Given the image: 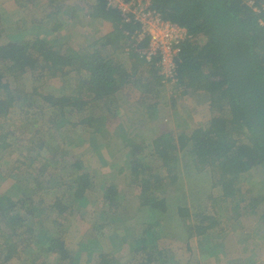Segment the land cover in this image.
I'll list each match as a JSON object with an SVG mask.
<instances>
[{"label": "trees", "instance_id": "trees-1", "mask_svg": "<svg viewBox=\"0 0 264 264\" xmlns=\"http://www.w3.org/2000/svg\"><path fill=\"white\" fill-rule=\"evenodd\" d=\"M261 1L258 0L259 10H256L245 0H151L152 6L166 19L178 23L192 35L182 44L178 61L181 88L180 93L175 89L174 97L201 93L208 98L212 116L207 119V125H191L190 132L178 129L176 137L172 130L156 136L153 133V137L140 129L128 132L132 134H127L124 148L116 146L112 154L121 149L119 156L123 164L120 171L129 169L128 187L140 190L135 213L128 221H120L108 211L99 213L101 216L107 214V218L100 228L101 236L94 235L91 243L97 245L101 240L105 250L96 251L90 261L79 263L187 264L161 246L159 239L171 235L186 241L192 249L195 241L208 236L212 230L231 235L226 227H221L227 225L221 221L226 220V215L216 214L219 212L216 205L240 193L239 176L264 167V1ZM83 2L89 6L91 18L109 25L107 32L94 41L85 45L65 41L61 33L75 18V11L68 14L65 11L68 7L55 1L51 8L43 9L46 12L40 16L42 19L30 21V28L39 29L27 32L32 38H18L0 45V96L6 94L0 97V159L7 155L4 151L13 143L10 137L14 131L5 126L16 100L8 81L13 74L24 81L32 76L40 80L37 86L34 84L32 95L39 93L38 87L45 82V70L53 72L51 77L70 76L71 93L45 96L48 103L56 106L52 113L58 109L54 116L46 114V119L51 126L60 117L63 124L70 122L73 130L86 126L91 134L99 133L102 126L111 122L118 110L115 94L130 81H136L144 74V69L160 78L154 64H145L137 53L129 51V59L138 68L130 73L125 61H119L114 53L106 50L107 46L114 45V48L118 44L117 50L125 45L120 43L128 42L123 37L121 15L117 9L107 8V0ZM144 87L150 90V86ZM73 92L78 97H73ZM101 101L108 104L103 107ZM151 106L149 110H152ZM64 107L70 108L68 114L66 108L62 109ZM82 133L84 131L79 130L76 135L80 137ZM59 135L50 133L45 137L65 140L63 132ZM45 137L40 140L41 152L37 158L42 168L46 165L45 150L55 159L56 151H61L66 144L58 140L57 148L52 145L54 139L46 141ZM116 145L123 146L121 142ZM171 161L177 163L179 174L168 176L176 182L177 190L167 194V177L163 171L170 167ZM70 166L68 175L61 172L60 178L66 181L70 176L68 183L73 195L84 198L95 194L94 175L89 171L81 172L79 160ZM183 172L189 180L188 190L177 178ZM115 188L116 183H112L104 192L111 202L115 200ZM39 191L26 189L17 202L0 194V264L12 263L14 257H20L30 246L37 249L38 257L42 252L57 254L60 261L70 257L66 239L60 235L55 237L47 228L42 232V226L34 228V224L28 223L17 209L20 205L25 206ZM211 199H215L213 209L209 208ZM43 202L26 204L30 214L34 209L44 211L41 208ZM54 205L60 213L70 209L63 197H56ZM237 205L234 204L233 210L235 218L243 223L240 231L248 229L251 233L257 215L264 213V202L263 208L254 206L252 211H237ZM117 222L120 224L116 225ZM106 226L112 227L108 234L104 230ZM117 228L123 231L116 234ZM40 233L42 236H38ZM106 239L108 245L104 243ZM257 257H264V246H258ZM36 260L32 262L39 264Z\"/></svg>", "mask_w": 264, "mask_h": 264}, {"label": "rangeland", "instance_id": "rangeland-1", "mask_svg": "<svg viewBox=\"0 0 264 264\" xmlns=\"http://www.w3.org/2000/svg\"><path fill=\"white\" fill-rule=\"evenodd\" d=\"M55 1L67 6L68 8L65 11L68 14H71V11H75L76 19L72 18L67 23L66 29L61 33L64 34L62 36L65 38V41L69 40L72 45H85L106 33V23H100L96 18H91L88 14L90 10L89 6L85 5L83 0H53V2H50V0H0V45L18 38H32L31 33L27 32L39 29L35 27L30 28V21L41 18L40 16L46 12L43 9L51 8ZM253 1L255 3L258 2V0ZM53 17L57 18L55 14ZM83 18H86V21H82ZM120 44H123V42ZM116 47L117 45L115 46V58L121 62L125 61L128 64L127 67L133 65L134 62L129 59L128 54H125L127 50L121 48L116 50ZM135 69L138 70V68ZM145 70L146 72L132 83L134 89L131 87L129 89L135 95L133 96V103L138 106V112H136V108H132L131 112L137 115L140 124L137 126L130 124L128 112L119 111L122 103H126L124 102L126 99L129 101V97L121 96L122 102L118 98H115L116 109L118 110L113 115L111 122L102 126L97 134H91L89 130L87 131L86 126H79L76 130H73L71 123L65 122L63 124L60 117L49 126L50 122L46 119L45 115L50 114L54 116L58 109H55L52 113V110L56 106L48 103L45 96L48 94L60 95L71 93L70 88L73 87V83L70 76L56 75L55 77H51L53 72L45 70V82H42L41 87H38L39 93L37 92L35 95L31 94V90L34 84L37 86L40 83V80H37L36 76L28 77L25 81L14 74L9 77L8 81H10L16 100L5 121V126L11 128L14 133L10 137V140L13 142L12 146L4 151L7 155H4L3 159H0V179H3L0 183V194L4 197L8 196L13 202H17L23 197L25 194L23 192L26 189L29 190L30 188L31 190L34 188L40 190L33 198L27 200L26 204L30 206L31 203L36 204L40 200H43L41 208L44 211L34 209V213L31 215L26 204L25 206L20 205L17 209L27 219L28 223L34 224V228L35 226H42V232L43 229L47 228L53 232L55 237L60 235L66 239L70 257L64 260L61 259L60 261L57 254L48 252H42L38 257L36 255L37 249L30 246L24 249L20 257L16 256L13 258L14 261L12 263L6 264H34L32 262L33 259H37L36 262L39 264H81L79 263L80 261H90L96 251L105 250L101 240H99L97 245L91 243L94 235H97L98 238L101 236L102 229L100 228L104 226V219L107 218H105L107 214L101 216L99 213L108 211L110 216H116L120 221H128L135 213L137 207V198L133 194L136 191H132L133 193H131L124 189L125 185L129 186L130 171L129 169L127 171L124 169L123 172H119L118 168L122 165L112 164L113 154L108 150L106 143L110 145V148H116V146L124 148L128 130L132 127L136 129V127L138 128V126L145 124L148 118L146 109L149 106L155 104V107L160 109L159 105L166 104L161 107L162 114L168 118L164 119L162 117L160 126L153 128L155 129L154 132L153 129L140 128L142 132L150 137L156 136L166 130H172L173 135L176 137L179 132L178 129L184 128L187 132H190L193 126L208 123L209 119H204L201 115L210 118L212 112H206L208 110L207 106L199 103V100H201L199 95L202 99H205L201 93L193 95L186 93L182 94L185 95L184 97L178 96L172 99L169 93L164 91V87H161L157 82L155 73L152 71L147 72V69ZM145 73H149L150 78L153 76L155 78L154 82L160 88H157L156 94L154 92H146L144 95V98L146 96L145 100L137 99L138 93L145 89L146 77L148 76L149 78V75H145ZM141 80L145 81L139 82ZM173 94H176V92H173ZM5 95L4 93L0 97ZM71 95L78 97L74 92ZM155 97L158 99L159 104L152 100ZM100 103L103 107L108 104L107 101H101ZM65 108L62 109L64 110ZM69 110V107L66 108V114L69 113ZM148 111H150L149 108ZM79 130L84 131L80 137L76 135ZM59 132H63L65 140L45 137V134L48 135L50 133L59 135ZM42 137H45L46 141L54 139L52 145L56 147L58 146V140L61 142L65 141L66 143L61 151H56L55 159L51 158V155L49 156L48 151L45 150L44 161L46 165L43 168L41 167L40 160L37 159L41 152L39 146ZM118 142H121L123 146L116 145ZM76 160L80 161L81 172L89 171L94 175L96 193L91 194L92 196H85L84 198L75 197L68 183L70 176L66 181L60 178L61 172L68 175L71 169L70 165ZM152 161L156 163L155 159H152ZM157 165L160 166V164ZM175 173L179 174V169L177 163L171 161L170 167L163 171V174L167 177V194L175 193L177 190L176 182L168 179L169 175ZM215 177H217V172ZM177 178L182 180L185 189L188 190L190 186L185 172ZM112 183H116V188L115 200L111 202L104 195V192H106ZM237 184L240 186V193L235 198H229L228 201L220 202V204L216 205L219 211L216 214L219 216L222 214L226 215L224 217L226 220H222V217H219L222 222L227 224L221 227H226L231 232V235H225V232L222 231L216 232L212 230L208 236L202 238L200 241H195L196 243L192 249L189 243L176 239L171 235L159 239V244L169 250L178 260L194 258L199 259L201 264H234L231 259L232 252L243 253L248 255V258L254 259L258 246H264V213L257 215L255 229L251 233L243 234L239 231L240 228L242 229L243 223L240 219L235 218L233 206L234 204H238L237 211L243 212L247 209L252 211L254 206L263 205L264 167L254 168L250 172L239 176ZM215 194L214 191V196ZM58 196L63 197L64 202L69 205L70 209L65 213H60L54 205L55 198ZM210 202L209 208L213 209L215 199H211ZM211 213L214 214V212ZM119 224V222L116 223V225ZM104 230L108 234L112 230V227L106 226ZM122 231L123 229L121 228L115 229L116 234ZM41 233L38 236H42ZM20 237L23 236L21 235ZM104 243L108 245L107 239ZM235 243H237V246L234 245ZM0 262H2L1 258Z\"/></svg>", "mask_w": 264, "mask_h": 264}, {"label": "built area", "instance_id": "built-area-1", "mask_svg": "<svg viewBox=\"0 0 264 264\" xmlns=\"http://www.w3.org/2000/svg\"><path fill=\"white\" fill-rule=\"evenodd\" d=\"M245 1L259 10L257 2ZM107 8L120 12L123 34L132 39V48L143 61L154 64L161 83L171 89L181 88L178 61L182 44L192 37L188 30L166 19L151 0H107Z\"/></svg>", "mask_w": 264, "mask_h": 264}, {"label": "crops", "instance_id": "crops-1", "mask_svg": "<svg viewBox=\"0 0 264 264\" xmlns=\"http://www.w3.org/2000/svg\"><path fill=\"white\" fill-rule=\"evenodd\" d=\"M131 27V26H130ZM108 28H109V25L106 23V30H108ZM107 32V31H106ZM124 38H126V39H128V42H123V43H125V45L124 46H122V48L121 49H126L127 50V47H130V50H127L126 52H125V54H129V51H131V52H134L135 53V51H134V49L132 48V44L134 45V43H132V39L131 38H129L128 36H126V35H124L123 36ZM116 45H118V44H116ZM115 45V46H116ZM123 47H125V48H123ZM106 50L107 51H109V52H111V53H114L115 54V47L114 48H112V46H107L106 47ZM145 64H147L146 62H145ZM127 65L128 64H126L125 63V67H126V69L131 73V71H133L134 72V69H135V64H133V65H131V66H128L127 67ZM131 68H132V70H131ZM146 72V71H145ZM147 72H149V71H147ZM146 74H148L149 75V73H145V75ZM156 78H157V76H155ZM147 78V82L145 83V85H148V86H150V90H147V88H145L146 90L144 91V90H141L139 93H138V96L136 97L137 99H144L145 100V98H146V96H145V98H144V95L146 94V92H154L155 94L157 93V91L156 90H154L153 88H160V87H158L157 85H156V82H154V79L155 78H153V76L150 78V75H149V78H148V76L146 77ZM145 81V80H144ZM160 80H158V78H157V82L159 83V85H161V87H164L163 89H164V91L165 92H167V93H169V95H170V97H172V99H175V95L176 94H173V92L175 91V88H172V89H170L169 88V86H165L164 84H162L161 82H159ZM134 82V80H132V82L130 81L128 84H127V86H125L121 91H119V92H117L116 94H115V96L114 97H116V98H118L119 100H120V102H122L123 101V99H121L120 97L121 96H125V97H129V101H128V99H126V101H124V102H126V103H122V105L120 106V108H119V111H125V112H128V120H129V122H130V124H133V125H135V126H137V125H139L140 124V121L137 119V115L136 114H134V113H132L131 112V110H132V108H136L137 109V111L136 112H138V106H137V104H134L133 103V100H134V98H133V96H135L132 92H130L129 91V89H130V87L131 88H133L134 89V85L132 84ZM164 85V86H163ZM171 91H170V90ZM170 91V92H169ZM178 91H179V89H178ZM184 94V93H183ZM199 97H200V99L201 100H199V103L201 104V105H206L207 106V109H208V98L206 97V96H204L205 97V99H202L201 98V96L199 95ZM155 103H158L159 104V101H158V99L155 97L154 99H152ZM187 100H188V98H187ZM206 103V104H205ZM162 105H166V104H162ZM162 105H159V107H160V109L159 108H157V107H155L156 105L155 104H153L151 107L153 108L152 110H150V111H148V108L146 109V111L148 112V118H147V120L145 121V124H142V125H140V126H138V128L136 127V129L138 130V129H140V128H144V129H153V128H155L156 126H160V124H161V119H162V117H164V119L166 118V116H164L163 114H162ZM200 105V106H201ZM155 107V108H154ZM163 109H166V108H163ZM177 109V108H176ZM202 109V108H201ZM207 111H210L209 109L208 110H206V112ZM132 113V114H131ZM120 115H121V113H120ZM118 116H119V114H118ZM210 116V115H209ZM170 117V116H169ZM201 117H203L204 119H209L208 117L206 118V116H204V115H201ZM108 124V123H107ZM144 125V126H143ZM131 130L132 131H134V127H132V128H130L129 130H128V132H131ZM155 130V129H154ZM128 132H127V134H128ZM131 134V133H130ZM130 134H128V135H130ZM178 134H179V132H178ZM178 134H177V136H178ZM108 150L110 151V152H113V151H115L114 150V148H108ZM120 151H121V149L119 148L118 149V152H117V154H115L114 153V155H113V157H112V164H114V165H117V164H120V165H122L123 163H122V161H121V159H120V156H119V153H120ZM119 169V172H121L120 171V168H118ZM120 182H122V181H120ZM125 190H127V191H130L131 193H133L132 191H136V193H133L134 194V196H136V198H138V195H139V192H140V190H139V188H137V189H135V190H133L132 188H130V187H128L127 185H125V188H124ZM258 208H263V205H259L258 206ZM257 218H258V216H257ZM255 221H257V219L255 220ZM253 226H254V229H255V223L253 222V224H252ZM253 229V230H254ZM240 231V230H239ZM241 233H243V234H246V233H250V232H248V229L247 230H245V231H241ZM239 241V240H238ZM235 246H237V243H235L234 244ZM233 249H234V247H232ZM257 251V250H256ZM256 253V256H255V258L253 259H250V258H248V255H246V254H243V253H234V252H232V254L233 255H231V259H232V263H234V264H264V257H261V258H258L257 257V252H255ZM183 259H185V260H183ZM183 259H181L180 261L181 262H183V263H187V264H201V261L199 260V259H194V258H183ZM236 259V260H235ZM253 260V261H252ZM257 260V261H256ZM262 260H263V262H262ZM256 261V262H255ZM262 262V263H261ZM204 263V262H203Z\"/></svg>", "mask_w": 264, "mask_h": 264}, {"label": "clouds", "instance_id": "clouds-1", "mask_svg": "<svg viewBox=\"0 0 264 264\" xmlns=\"http://www.w3.org/2000/svg\"><path fill=\"white\" fill-rule=\"evenodd\" d=\"M136 53V52H135ZM159 80H160V78H159ZM161 81V80H160Z\"/></svg>", "mask_w": 264, "mask_h": 264}]
</instances>
